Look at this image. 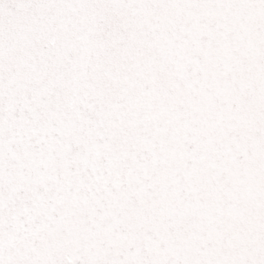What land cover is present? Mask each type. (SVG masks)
<instances>
[{
    "label": "snow or ice",
    "instance_id": "obj_1",
    "mask_svg": "<svg viewBox=\"0 0 264 264\" xmlns=\"http://www.w3.org/2000/svg\"><path fill=\"white\" fill-rule=\"evenodd\" d=\"M0 264H264V0H0Z\"/></svg>",
    "mask_w": 264,
    "mask_h": 264
}]
</instances>
